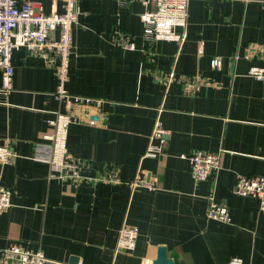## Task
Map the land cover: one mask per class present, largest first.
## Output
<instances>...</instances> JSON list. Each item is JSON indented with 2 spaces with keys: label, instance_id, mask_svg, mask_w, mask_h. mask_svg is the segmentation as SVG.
Wrapping results in <instances>:
<instances>
[{
  "label": "crops",
  "instance_id": "crops-1",
  "mask_svg": "<svg viewBox=\"0 0 264 264\" xmlns=\"http://www.w3.org/2000/svg\"><path fill=\"white\" fill-rule=\"evenodd\" d=\"M34 3L63 11L60 1ZM74 10L66 90L102 101L70 112L67 148L87 168L73 181L50 180L34 160L53 131L47 121L64 108L54 69L13 51L12 91L0 103V144L14 155L0 163V187L11 192L0 251L18 243L47 264H152L163 246L174 264H264L258 200L232 193L237 175H264V84L246 74L264 67V0H190L181 45L146 43L139 0H76ZM198 77L209 84L187 91L183 81ZM156 121L166 131L162 155L144 157ZM196 151L220 155L219 171L202 182L180 158ZM138 174L153 188L132 189ZM210 196L229 223L207 218ZM123 223L138 229L132 251H115Z\"/></svg>",
  "mask_w": 264,
  "mask_h": 264
},
{
  "label": "built area",
  "instance_id": "built-area-1",
  "mask_svg": "<svg viewBox=\"0 0 264 264\" xmlns=\"http://www.w3.org/2000/svg\"><path fill=\"white\" fill-rule=\"evenodd\" d=\"M62 3V12L43 11L34 0H0V103L12 91L13 67L11 56L13 51L25 49L32 56L44 59L45 63L55 71L57 79L54 98L64 111H54L53 118L48 120L53 131L42 135L46 143L39 144L34 153V160L48 165V179L73 181L81 177L87 166L77 159L67 148L69 125L74 121L71 110L76 106H99L102 101L67 92L66 84L69 78V65L73 54L72 31L77 22L74 3L76 0H51ZM131 2L133 0H119ZM144 7L139 18L143 25V36L146 43L157 41L175 42L178 45L184 41L189 18L190 0H139ZM181 30V33L178 32ZM118 43L132 50L134 44L130 39L118 37ZM220 58H214L211 66L219 69ZM247 76L264 84V67L251 66ZM172 76L161 82L170 83ZM206 82V83H205ZM209 81L198 77L194 81H183L187 91ZM166 131L156 121L148 139L144 157L156 158L162 155ZM14 155L6 145L0 144V163L10 164ZM188 161L190 174L196 182H202L216 175L220 169L219 154L196 151L191 155H181ZM130 187L153 186L139 174L131 181ZM232 193L238 197H249L258 200V210L264 214V175H237ZM11 192L0 187V214L11 205ZM206 216L209 220L229 223L228 208L218 204L212 196L208 198ZM138 229L123 223L117 234L115 251H132L136 246ZM1 264H47V259L40 250L26 249L24 245L12 243L0 251ZM230 264H241L238 261Z\"/></svg>",
  "mask_w": 264,
  "mask_h": 264
},
{
  "label": "water",
  "instance_id": "water-1",
  "mask_svg": "<svg viewBox=\"0 0 264 264\" xmlns=\"http://www.w3.org/2000/svg\"><path fill=\"white\" fill-rule=\"evenodd\" d=\"M152 264H174V262L167 257L165 247L159 246Z\"/></svg>",
  "mask_w": 264,
  "mask_h": 264
}]
</instances>
